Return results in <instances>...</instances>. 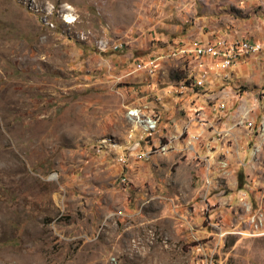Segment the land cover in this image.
<instances>
[{"label":"rangeland","instance_id":"1","mask_svg":"<svg viewBox=\"0 0 264 264\" xmlns=\"http://www.w3.org/2000/svg\"><path fill=\"white\" fill-rule=\"evenodd\" d=\"M154 10L0 0V264H264V139L189 92Z\"/></svg>","mask_w":264,"mask_h":264},{"label":"crops","instance_id":"2","mask_svg":"<svg viewBox=\"0 0 264 264\" xmlns=\"http://www.w3.org/2000/svg\"><path fill=\"white\" fill-rule=\"evenodd\" d=\"M153 3L155 10L144 13V16L155 30L159 29L160 33L165 34L154 45L165 43L166 47L175 49L187 47L193 39L212 43L221 38L262 43L258 54H246L240 58L230 69L227 79L221 78V72L213 70L210 61L199 66L191 54L186 56L192 76L201 69L211 73L212 83L205 95H199L200 100L207 98L217 103L226 102L222 116L231 120L232 126L241 124L240 117L243 116L258 123V118L264 117V103L260 104L253 97L255 92L264 91V0H153ZM238 87L252 89V99L247 92L237 95L235 89ZM230 109L233 113L228 117ZM247 131L248 139L245 142L251 144L253 136Z\"/></svg>","mask_w":264,"mask_h":264},{"label":"built area","instance_id":"3","mask_svg":"<svg viewBox=\"0 0 264 264\" xmlns=\"http://www.w3.org/2000/svg\"><path fill=\"white\" fill-rule=\"evenodd\" d=\"M122 46L121 44H115L114 48L118 49ZM262 49V43L255 42V50L256 54H258ZM173 53H179V55L187 56L191 54L195 59H197L198 65L203 66L206 64V61H210L211 66L214 71L221 72V78L227 79L230 76V69L240 60L241 57L246 56L248 50V40H235L229 41L227 39L221 38L216 40L212 43H203L199 40L193 39L188 43L187 47H177ZM212 83L211 81V73L206 69H201L197 72V75H193L191 81L189 82V92L194 94H205L208 92L207 87L210 86ZM182 86V85H181ZM181 88V87H180ZM260 92H255L254 100L258 101L260 96ZM226 105V102L224 103ZM224 105H222L224 107ZM138 109H134V111L138 112ZM211 109L213 110V105H211ZM133 110L129 112L131 116ZM154 114V113H153ZM248 114V112H247ZM247 118V117H242ZM198 122L196 119H189V122ZM156 124L153 129L152 133H142L144 137L143 139L147 138L148 136L152 135L157 128ZM248 125H253L254 127V135L252 138V142H256L262 139V130L264 129V117L257 122H248ZM188 127V126H185ZM187 131V128L185 129ZM221 132V131H220ZM200 135H192L190 138L193 141L200 140ZM142 139V138H141ZM220 136L216 137V142L220 141ZM140 145V141L138 140L134 148H129L125 152V161H121L123 164H126V154L127 152L132 151L135 148H138ZM170 144H160V147H170ZM251 145V144H250ZM109 147V143H108ZM112 151V148H109ZM189 151H197L193 146ZM188 151V152H189ZM144 156V155H143ZM258 236H264V231L257 233Z\"/></svg>","mask_w":264,"mask_h":264},{"label":"bare ground","instance_id":"4","mask_svg":"<svg viewBox=\"0 0 264 264\" xmlns=\"http://www.w3.org/2000/svg\"><path fill=\"white\" fill-rule=\"evenodd\" d=\"M256 53V50H255V44L251 43V42H248V50H247V53L246 54H255ZM153 121V122H152ZM149 125V130H152L153 127L156 125V122L154 120H147L146 121ZM262 140L264 139V129L262 130ZM263 143V142H262ZM121 159V161H125L124 158L122 157H119Z\"/></svg>","mask_w":264,"mask_h":264}]
</instances>
